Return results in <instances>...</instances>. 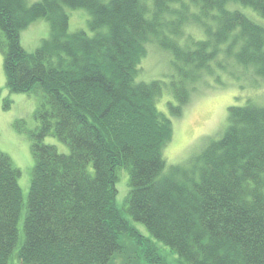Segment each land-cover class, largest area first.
Returning <instances> with one entry per match:
<instances>
[{
	"label": "trees",
	"instance_id": "obj_1",
	"mask_svg": "<svg viewBox=\"0 0 264 264\" xmlns=\"http://www.w3.org/2000/svg\"><path fill=\"white\" fill-rule=\"evenodd\" d=\"M231 1L264 18V0H0L5 86L39 98L25 201L20 169L0 152V264H173L171 253L176 264H264V106H229L222 134L166 169L171 121L156 106L165 84L136 81L151 40L172 54L173 116L220 50L264 75V26ZM66 8L89 12L92 35L68 32ZM190 18L205 36L181 43ZM37 19L50 33L27 52L20 31Z\"/></svg>",
	"mask_w": 264,
	"mask_h": 264
},
{
	"label": "rangeland",
	"instance_id": "obj_2",
	"mask_svg": "<svg viewBox=\"0 0 264 264\" xmlns=\"http://www.w3.org/2000/svg\"><path fill=\"white\" fill-rule=\"evenodd\" d=\"M36 1L39 0H27L29 4ZM226 7L238 10L264 26V18L252 8L235 1L228 2ZM66 10L69 15L68 32L85 30L92 35L88 26L90 14L86 9L66 8ZM201 26L199 21L188 19L181 27V33L178 35L179 41L187 43L191 36L204 37ZM49 33V23L45 19L34 20L20 31V44L25 51L33 52L41 41L49 36ZM225 45L222 44L221 47L225 48ZM145 46L146 53L141 59V68L136 81L161 80L165 84L156 106L171 121L172 135L162 148L166 169L171 165L190 163L205 145L218 138L227 125L229 106H240L246 103L264 106V75H256L251 67H245L225 57L223 51L220 50L212 62L211 70L209 72L202 70L198 79L193 82L189 99L183 106L181 114L179 116L170 115L167 103L173 102V99L169 81L175 70L171 62L172 54L161 49L153 40ZM2 61L0 53V152L6 153L13 165L20 169L18 184L25 201L34 163L29 133L36 129L34 111L39 98L35 94L10 93L5 86ZM218 61H221L224 66L219 65ZM43 142L54 145L59 152H68V146L53 136L45 137ZM127 179L126 171L121 170L115 185L116 203L121 208L128 191ZM21 223L22 217L18 221L19 227ZM131 223L143 235H150L142 224ZM158 246L162 253L170 252L163 245L158 244ZM171 255L174 254L171 253ZM171 255L168 261L176 264V255ZM121 264L125 263L121 261Z\"/></svg>",
	"mask_w": 264,
	"mask_h": 264
}]
</instances>
